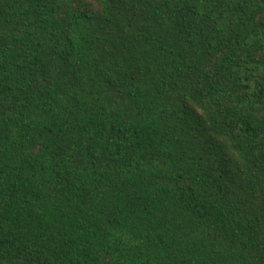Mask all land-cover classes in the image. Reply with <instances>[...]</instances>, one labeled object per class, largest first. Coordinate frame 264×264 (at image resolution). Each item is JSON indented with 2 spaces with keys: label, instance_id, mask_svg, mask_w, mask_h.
<instances>
[{
  "label": "trees",
  "instance_id": "obj_1",
  "mask_svg": "<svg viewBox=\"0 0 264 264\" xmlns=\"http://www.w3.org/2000/svg\"><path fill=\"white\" fill-rule=\"evenodd\" d=\"M0 264H264V0H0Z\"/></svg>",
  "mask_w": 264,
  "mask_h": 264
}]
</instances>
